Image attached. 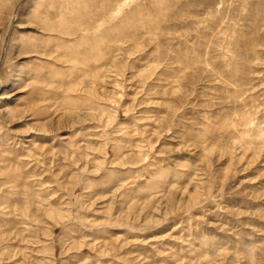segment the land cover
<instances>
[{"label": "rangeland", "instance_id": "rangeland-1", "mask_svg": "<svg viewBox=\"0 0 264 264\" xmlns=\"http://www.w3.org/2000/svg\"><path fill=\"white\" fill-rule=\"evenodd\" d=\"M13 25L0 264H264V0H23Z\"/></svg>", "mask_w": 264, "mask_h": 264}, {"label": "water", "instance_id": "water-1", "mask_svg": "<svg viewBox=\"0 0 264 264\" xmlns=\"http://www.w3.org/2000/svg\"><path fill=\"white\" fill-rule=\"evenodd\" d=\"M22 2H23V0L18 4V6L15 8V11L13 12V15H12V18H11V23H10L11 26H10V28H9V30L7 32V35H6L5 39H4L5 42H4V46H3L2 53H1L0 57H2V55H3V53H4L5 49H6V45H7V42H8L7 41L8 37H9L13 27H14L13 23L15 22V18H16L17 13H18V7L22 4ZM2 60H3V57L0 60V64H1Z\"/></svg>", "mask_w": 264, "mask_h": 264}, {"label": "bare ground", "instance_id": "bare-ground-1", "mask_svg": "<svg viewBox=\"0 0 264 264\" xmlns=\"http://www.w3.org/2000/svg\"><path fill=\"white\" fill-rule=\"evenodd\" d=\"M4 54V53H3Z\"/></svg>", "mask_w": 264, "mask_h": 264}]
</instances>
